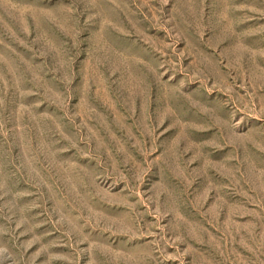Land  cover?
Returning a JSON list of instances; mask_svg holds the SVG:
<instances>
[{
	"label": "rangeland",
	"instance_id": "obj_1",
	"mask_svg": "<svg viewBox=\"0 0 264 264\" xmlns=\"http://www.w3.org/2000/svg\"><path fill=\"white\" fill-rule=\"evenodd\" d=\"M0 264H264V0H0Z\"/></svg>",
	"mask_w": 264,
	"mask_h": 264
}]
</instances>
